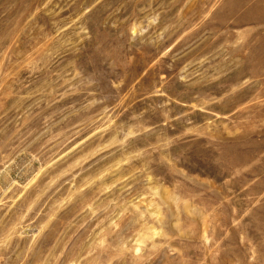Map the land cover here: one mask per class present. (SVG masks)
Returning <instances> with one entry per match:
<instances>
[{"label":"rangeland","instance_id":"obj_1","mask_svg":"<svg viewBox=\"0 0 264 264\" xmlns=\"http://www.w3.org/2000/svg\"><path fill=\"white\" fill-rule=\"evenodd\" d=\"M0 264H264V0H0Z\"/></svg>","mask_w":264,"mask_h":264}]
</instances>
